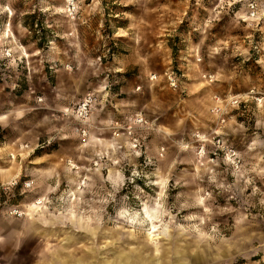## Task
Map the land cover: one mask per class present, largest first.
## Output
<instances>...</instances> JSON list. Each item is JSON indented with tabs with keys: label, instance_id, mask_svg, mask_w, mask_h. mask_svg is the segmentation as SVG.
Segmentation results:
<instances>
[{
	"label": "rangeland",
	"instance_id": "rangeland-1",
	"mask_svg": "<svg viewBox=\"0 0 264 264\" xmlns=\"http://www.w3.org/2000/svg\"><path fill=\"white\" fill-rule=\"evenodd\" d=\"M247 11L0 0V264H264V16Z\"/></svg>",
	"mask_w": 264,
	"mask_h": 264
},
{
	"label": "built area",
	"instance_id": "built-area-1",
	"mask_svg": "<svg viewBox=\"0 0 264 264\" xmlns=\"http://www.w3.org/2000/svg\"><path fill=\"white\" fill-rule=\"evenodd\" d=\"M247 6H248V11H247V18H257L260 17L262 18L264 16V3L261 0H247ZM151 78H157V74L154 73L151 75ZM168 78L171 81V83L173 85H178V77L176 76V74L173 71H170L168 74ZM217 97V96H216ZM218 100V101H217ZM216 103L213 106V109L217 112H220V115L223 114V108H224V103H223V99H220L217 97ZM233 103L238 102V99H232L231 100ZM95 102V97L93 94L89 93L87 95H85L82 99L81 102H79L78 107H77V111L78 114L80 115V117H86L89 112L90 109L92 107V105ZM222 120H224V117L222 118ZM84 133H86V130H83ZM14 212H21V210L19 209H15Z\"/></svg>",
	"mask_w": 264,
	"mask_h": 264
},
{
	"label": "crops",
	"instance_id": "crops-1",
	"mask_svg": "<svg viewBox=\"0 0 264 264\" xmlns=\"http://www.w3.org/2000/svg\"><path fill=\"white\" fill-rule=\"evenodd\" d=\"M0 236H2V238L3 237H6L5 235H3V234H0ZM1 239V238H0ZM53 254H54V252L52 253V255L51 256H53Z\"/></svg>",
	"mask_w": 264,
	"mask_h": 264
}]
</instances>
